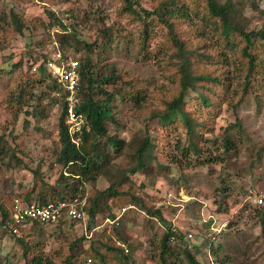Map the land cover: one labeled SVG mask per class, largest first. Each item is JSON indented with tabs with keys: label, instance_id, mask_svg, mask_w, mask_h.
Masks as SVG:
<instances>
[{
	"label": "rangeland",
	"instance_id": "obj_1",
	"mask_svg": "<svg viewBox=\"0 0 264 264\" xmlns=\"http://www.w3.org/2000/svg\"><path fill=\"white\" fill-rule=\"evenodd\" d=\"M5 1L24 13L27 19L39 17L48 21V12H54L64 23L73 27L83 40L97 43L91 54L93 59L101 52L108 62L114 63L118 71L133 81L135 88L140 89V104L132 99L115 100L116 121L107 124L111 133L127 139L145 133L146 124L152 128L158 126L156 119L148 123L146 120L149 119L150 111L162 109V98H167L170 91L176 90L177 75L173 63L181 59L175 43H167L165 30L160 24L152 23L150 54L144 57L138 46L141 23L137 18L121 13L122 0ZM235 1L245 8V14L250 17L249 26L256 25L259 18L250 5V0ZM255 1L260 7H264V0ZM153 2L154 0H141L145 7H150ZM194 22L201 25L198 18H194ZM111 26L115 31L111 42L100 46L104 28ZM189 29V25H185L180 32L188 49L201 51V47H197V34H190ZM29 31L25 30L23 35L7 34L0 41V141L3 149L10 150L0 161V194L4 198H11V202L15 197L21 198L26 189L32 187L36 180L39 181L32 170L38 167L48 186L58 185L55 180L61 172V166L54 161L55 153L60 147L58 106L47 105L42 114L36 116H25L22 109L18 110L20 105L14 95L24 79V73L22 68L13 69L12 66V63L21 58V53L28 49V43L38 53L51 55L56 48L61 51L58 39L60 29L51 30V41L44 47L35 44L44 37L42 29L34 30L32 35ZM159 46L160 50L157 51ZM227 54L229 64H224L223 67L230 73L232 87L235 89L243 62L239 61L236 52L227 50ZM79 55L74 48L68 50V57L78 60ZM27 58L28 56L23 58V65ZM193 95L194 92H190L184 102ZM236 96V92L228 93L219 115L215 117L210 113L206 116L209 126L203 129V136L208 139L217 137L219 142L217 148L206 152L207 148L204 146L203 154L211 159L216 157L214 161L198 162L192 156L189 162L182 157L179 148H174V145L179 140L182 144L185 143L187 136L179 129L168 138L167 150L169 155H175L179 159L182 157V165L170 162L161 155L159 161L162 166L153 162L152 167L147 169L149 173L137 172L124 181V185L138 193L148 207L159 208L164 220L175 227L178 234L182 233L189 239L173 240L171 245L176 250H181L183 245L191 251L196 250V258L200 264H217L219 258L228 264H264V236L261 234L257 214L264 207V80L262 90L253 89L243 103L233 106ZM189 105L191 104L186 103L187 108ZM180 106H183V102ZM194 115H198V112L195 111ZM236 119H239L243 130L240 138L242 142L236 149L226 151L220 139L224 129ZM237 129L238 127H233L236 137L239 136ZM204 144H208L207 140ZM107 158L110 173L117 167L130 165L129 156L113 153L111 149ZM163 165L169 167L168 172L163 169ZM95 185L104 189L108 181L99 177ZM87 189L90 191L91 186L87 185ZM259 198H262V202L258 201ZM80 200L85 201V198ZM109 203L115 218L119 217L118 224L106 222L107 217H112L102 213H97L90 220L86 213L82 220L63 219L64 222L49 225L29 224L25 229L32 227L38 230L43 226L46 232L45 252L59 264L63 263L67 254V241L84 236L81 241L84 249L91 243L97 245L99 232L105 227L116 245L127 247L134 264H158L153 253L166 224L157 217L150 219L146 211L139 209L137 205L118 206L112 201ZM123 208L126 211H122ZM113 225L119 227L120 235L127 243L114 236ZM0 264H24L20 246L1 222Z\"/></svg>",
	"mask_w": 264,
	"mask_h": 264
},
{
	"label": "trees",
	"instance_id": "obj_2",
	"mask_svg": "<svg viewBox=\"0 0 264 264\" xmlns=\"http://www.w3.org/2000/svg\"><path fill=\"white\" fill-rule=\"evenodd\" d=\"M250 5L259 18V22L252 27L249 26L250 17L245 14V8L235 0L223 2L154 0L150 7H145L141 0H122L121 13L137 18L141 23V38H139L138 46L144 57L150 54L149 39L153 22L164 28L167 43L170 45L175 43L181 57L179 62L173 63L176 66V90L170 91L167 98H162V109L150 111L149 119L146 120L148 123L156 119L158 126L152 128L146 124L145 133L125 139L116 133H111L107 124L116 121L114 108L117 98L124 101L132 99L140 104L142 95L139 93L140 89L134 87L133 81L118 71L114 63L108 62L101 52L96 59H93L91 54L97 43H88L83 40L73 27L72 29L64 23L63 19L54 12H48V21L39 17L27 19L24 13L17 11L13 5L0 0V41L5 39L7 34L23 35L25 30H30L29 34L32 35L34 30L41 28L44 37L38 39L35 44L38 47H44L51 41V30L59 28L58 39L63 58H68L70 48L80 53L78 57L79 100L75 110L83 115L85 122L79 136V144L74 143L68 133L64 88L50 74L46 66L50 55L45 52L38 53L28 43L26 44L28 49L21 53V58L12 63L13 69L22 68L24 73V79L18 85L14 95V99L20 105L18 110L22 109L25 116H36L42 114L47 105L50 107L57 105L59 109L60 147L54 159L55 163L61 166V172L55 180L58 185L48 186L37 167L32 170V173L38 176L39 181L36 180L32 187L21 194V201L45 205L74 198H85L83 209L90 220H93L97 213L114 219L115 215L111 211L109 201L118 206L137 205L139 209L146 211L150 219L157 217L166 224V229L159 236L156 251L153 253L158 264H200L196 258V250L191 251L184 245L181 250H176L171 245L173 240L187 241L189 239L182 233H176L175 238L171 239V235L174 234L173 226L164 220L161 210L148 207L138 193L124 185V181L137 172L149 173L147 169L152 167L153 162H158V165L162 166L159 161L161 155L167 157L170 162L179 163H176L177 165H182V157L189 162L192 156L198 162L214 161L216 157L211 159L203 154L204 146L205 149L207 148L206 152L217 148L219 142L217 137L208 139L203 136V129L209 126L206 116L210 113H213L215 117L218 116L230 92H236V100L232 103L236 106L243 103L252 94L253 89H263L264 7H260L255 0H250ZM194 18H198L201 25L195 23ZM185 25H189L190 34H197V47H201V51L188 49L186 41L180 34ZM104 30L100 46L111 42L115 33L112 26L105 27ZM156 50L159 51L160 46ZM227 50L236 52L239 61L243 62L242 73L235 89L232 87L230 73L223 67L224 64H229ZM25 56L28 58L23 65ZM190 92H194L195 95L184 102ZM186 103L191 105L187 108ZM195 111L198 115H194ZM233 127H238V137L234 135ZM179 129L187 136L185 143L182 144L179 140L174 145V148H179L181 152L180 159L174 157L175 155H169L167 150L168 138L172 132ZM11 134L13 135V132ZM242 135L240 121L236 119L233 124L224 129L221 136L220 143L224 150L236 149L242 142L240 139ZM205 140L208 142L207 145L204 144ZM109 149L113 153L129 156L130 165L117 167L110 173L107 169ZM9 152V149H3L0 141V161ZM17 160L20 161L19 158ZM163 169L167 171L169 167L163 165ZM64 172H67V175H64ZM99 177H104L108 181L104 189H99L95 185ZM87 185L91 186L90 191ZM2 196L0 194V222L20 246L24 264H59L45 252L46 232L43 226L35 230L32 227L25 229L26 224H17L13 218V201L11 202V198L7 196L5 198ZM104 208L107 210L105 213ZM257 214L261 234L264 236V207ZM62 221L64 222L61 219L55 224ZM35 224L31 225L35 226ZM112 232L116 238L123 243L126 242L120 235L118 226L113 225ZM84 238L82 236L67 241V254L62 264H134L132 254L127 247L116 245L112 240L113 237L107 234V227L99 232L97 245L91 243L84 249L81 244ZM217 264L228 263L219 258Z\"/></svg>",
	"mask_w": 264,
	"mask_h": 264
},
{
	"label": "built area",
	"instance_id": "obj_3",
	"mask_svg": "<svg viewBox=\"0 0 264 264\" xmlns=\"http://www.w3.org/2000/svg\"><path fill=\"white\" fill-rule=\"evenodd\" d=\"M46 66L50 74L64 88L68 133L71 140L79 144V136L85 120L83 115L75 110V105L79 100L78 91L80 84L78 60L73 57L64 59L60 49L56 48L50 55V58L47 59ZM258 201L262 202V198H259ZM12 204L13 218L17 224L22 223L21 225H31L32 223L49 225L55 224L61 219L82 220L86 215L83 209L85 201L78 198L38 205L35 202L24 203L20 198L15 197ZM122 211H125V208ZM118 218L109 219L107 217L106 222L118 224ZM172 230L174 234L171 235V239H174L177 229L172 227Z\"/></svg>",
	"mask_w": 264,
	"mask_h": 264
}]
</instances>
